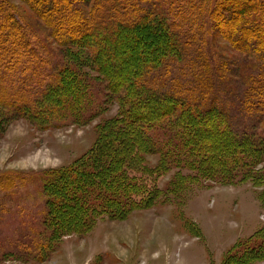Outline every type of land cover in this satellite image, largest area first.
<instances>
[{
  "label": "trees",
  "instance_id": "trees-1",
  "mask_svg": "<svg viewBox=\"0 0 264 264\" xmlns=\"http://www.w3.org/2000/svg\"><path fill=\"white\" fill-rule=\"evenodd\" d=\"M22 1L52 28L60 44L88 50V58L105 77L111 93L124 89L119 113L100 125L89 153L72 166L44 173L43 225L51 238L87 232L98 216L121 218L162 201L161 197L176 195L173 190L204 180L234 184L249 179L255 186H264V137L256 132L238 134L231 128L216 89V70L223 73L224 67H217L210 49L214 30L232 39L237 50H243L245 40H264V1L192 0L195 10L177 18L189 19V26H174L176 20L166 21L147 7L146 0ZM30 26L13 4L0 0V105L46 124L59 116L79 118L88 102L86 98L84 103L88 82L73 68L52 62V53ZM164 39H168V53L160 56L161 62H181L192 71L182 73L177 68L176 74L156 64L151 53L160 55ZM139 43L149 48L138 66L109 68L108 57L115 52L122 53L123 59L139 56ZM185 77L193 81H184ZM162 78L172 79L176 86L160 88L154 82ZM258 80L248 83L252 98L264 93V84ZM184 94L196 102L183 101ZM212 113L217 120L203 125ZM161 123L166 132L155 128ZM151 152L159 153L161 159L149 166L144 156ZM170 166L176 169L174 179L160 186L159 179ZM259 199L264 204V189ZM251 239L253 246L239 252L238 243L229 258H240L243 264L262 259L264 225L244 241Z\"/></svg>",
  "mask_w": 264,
  "mask_h": 264
},
{
  "label": "rangeland",
  "instance_id": "rangeland-1",
  "mask_svg": "<svg viewBox=\"0 0 264 264\" xmlns=\"http://www.w3.org/2000/svg\"><path fill=\"white\" fill-rule=\"evenodd\" d=\"M6 1L29 22L37 39L52 53V62L54 59L84 77L88 82L84 103L86 98L88 102L79 118L59 116L49 124L0 105V264H243L242 259L229 258L228 254L238 243H241L239 252L253 246V239L244 240L264 225V204L259 199L264 186H255L249 179L234 184L204 180L183 186L180 191L173 190L176 195L161 197L162 201L133 209L121 218L109 214L98 216L87 232L56 239L49 236L43 225L46 218V199L42 192L44 173L72 166L89 153L97 142L100 125L119 113V98L124 95V89L111 93L105 77L95 70L88 58V50L60 44L53 37L52 28L26 2ZM146 3L166 21L176 20L174 26H189V19L185 22L177 18L195 10L191 7L192 0H146ZM224 13L227 17L231 14L229 9ZM153 37L148 42H152ZM168 39L160 43L159 56L151 53L152 59L164 71L176 73L177 68L182 73L192 71L181 62H161L160 56L168 53ZM210 41L217 67H224L223 73L216 70V89L227 108L231 128L238 134L256 132L264 137V93L252 98L248 91L252 79L264 84V40H245L247 45L237 50L232 39L214 30ZM148 48L139 43L137 53L140 55H131L128 59L115 52V56L108 57L109 68L119 64L120 67L124 64L138 66ZM159 81L154 83L160 88L176 86L169 78ZM184 81L193 80L185 77ZM181 99L196 102L185 94ZM254 111L257 112L255 117ZM210 116L203 125L217 120L214 113ZM164 123L158 125L161 129L155 128L166 132ZM144 157L149 166L161 159L157 152ZM175 172L170 166L161 175L160 186L170 185ZM249 264H264V257Z\"/></svg>",
  "mask_w": 264,
  "mask_h": 264
},
{
  "label": "crops",
  "instance_id": "crops-1",
  "mask_svg": "<svg viewBox=\"0 0 264 264\" xmlns=\"http://www.w3.org/2000/svg\"><path fill=\"white\" fill-rule=\"evenodd\" d=\"M260 227H261V226H260ZM260 227H259V228H260ZM259 228H258V229H259Z\"/></svg>",
  "mask_w": 264,
  "mask_h": 264
}]
</instances>
